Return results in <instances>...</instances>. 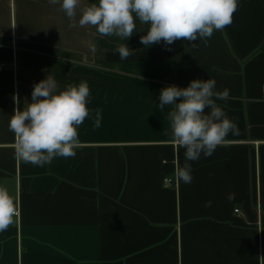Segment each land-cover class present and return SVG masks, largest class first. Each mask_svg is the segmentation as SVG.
Returning <instances> with one entry per match:
<instances>
[{
	"label": "crops",
	"instance_id": "obj_1",
	"mask_svg": "<svg viewBox=\"0 0 264 264\" xmlns=\"http://www.w3.org/2000/svg\"><path fill=\"white\" fill-rule=\"evenodd\" d=\"M95 2L81 0L77 21ZM136 23L129 40L102 37L70 27L48 0H0V186L20 210L0 232V264H264V0H239L233 23L196 48L146 47L148 25ZM121 44L135 49L123 61ZM48 75L60 90L86 81L92 115L75 157L38 167L15 158L8 123L13 97L22 109ZM208 78L230 90L216 103L240 134L191 162L185 184L175 174L185 150L170 143L171 106L159 109L158 98L165 86Z\"/></svg>",
	"mask_w": 264,
	"mask_h": 264
},
{
	"label": "clouds",
	"instance_id": "obj_2",
	"mask_svg": "<svg viewBox=\"0 0 264 264\" xmlns=\"http://www.w3.org/2000/svg\"><path fill=\"white\" fill-rule=\"evenodd\" d=\"M59 4L70 21V27L91 26L102 36H117L129 40L136 32L137 20L148 25L140 43L146 47L163 43L167 50L177 40L198 47L195 41L208 44L215 31H223L233 23L239 0H96L80 11L81 0H48ZM95 51L93 42H87ZM117 52L127 60L135 49L121 44ZM90 88L86 81L69 84L59 89L51 76L35 83L31 102L22 109L19 99L13 97L17 107L10 117L8 128L14 134L15 158L26 164L44 167L57 158L76 156L81 141L79 127L92 113L88 108ZM230 90H216L215 79H194L185 88L168 85L160 90L157 107L171 106L169 120L172 139L170 143L183 148L184 162L176 168V178L191 184V162L201 156L211 157L218 147L228 144L229 134L239 135L236 122L228 117L216 100H228ZM226 107V105H225ZM207 110V111H206ZM93 118L94 129L101 126L102 110L97 108ZM236 197L229 193L228 200ZM205 208L212 201L205 202ZM19 209L15 197L5 186H0V232H5L16 222Z\"/></svg>",
	"mask_w": 264,
	"mask_h": 264
},
{
	"label": "built area",
	"instance_id": "obj_3",
	"mask_svg": "<svg viewBox=\"0 0 264 264\" xmlns=\"http://www.w3.org/2000/svg\"><path fill=\"white\" fill-rule=\"evenodd\" d=\"M176 184V181L175 180H173V179H170V178H165L164 179V185L166 186V187H172L173 185H175ZM237 214L240 212L239 210H236L235 211ZM19 216H20V210H19ZM18 216V217H19Z\"/></svg>",
	"mask_w": 264,
	"mask_h": 264
}]
</instances>
